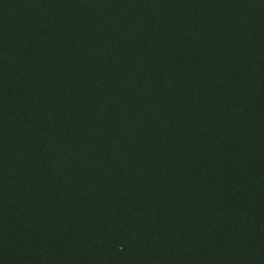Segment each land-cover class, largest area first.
I'll use <instances>...</instances> for the list:
<instances>
[{"label":"trees","instance_id":"trees-1","mask_svg":"<svg viewBox=\"0 0 264 264\" xmlns=\"http://www.w3.org/2000/svg\"><path fill=\"white\" fill-rule=\"evenodd\" d=\"M178 2L0 0V264H264L257 5L239 0L236 21L261 44L216 57L237 63L226 87L207 58L176 72L185 46L159 17ZM143 19L152 37L131 43ZM178 74L149 100L148 75Z\"/></svg>","mask_w":264,"mask_h":264},{"label":"rangeland","instance_id":"rangeland-1","mask_svg":"<svg viewBox=\"0 0 264 264\" xmlns=\"http://www.w3.org/2000/svg\"><path fill=\"white\" fill-rule=\"evenodd\" d=\"M120 1V0H118ZM252 2H256L257 5V11L254 12L255 21L256 24H259L261 35L264 42V1L263 0H251ZM224 5L228 4L233 8L234 14L231 15L227 11L222 9V6H219L215 2L211 0H206L205 3L201 6H198L196 2H189L186 3L184 0H179V2L172 7L171 15L168 16L167 19H162V17H159L160 24L162 30H168V29H176L173 37H169V44H172L175 46V50L181 52L182 47L181 45L185 46L183 49L182 55L180 56L182 59V66H175L176 72H179V69H189V65L193 64V60H196V58L202 57L207 58L210 60L212 64L217 63L216 57L222 56L226 53H232L237 52L241 49V47H248L250 44L259 46V41L255 39V36L253 38L252 34L250 32H242L239 31L240 27L237 28V15H240L241 13V7L239 4V0H222ZM117 3V1H116ZM164 9H167L170 4L163 5ZM110 8V6H109ZM131 10H134L132 6H130ZM160 10V7H159ZM135 11V10H134ZM227 12V13H226ZM77 11V15H78ZM160 13V12H159ZM238 13V14H237ZM184 14V17H183ZM134 18V17H133ZM139 19V18H137ZM146 20H140L136 23H139L140 25H135L133 33V40L131 43H136L138 39H140L143 36H147V38L152 37V33L148 32L145 27ZM244 29V28H243ZM258 29V31H259ZM217 30V36H222L226 40V44H220L217 45L216 43V37L214 38L215 31ZM209 32V33H208ZM260 32V31H259ZM256 33V35H257ZM207 35V36H205ZM216 36V35H215ZM91 44L97 43L98 36L96 35H90ZM260 38V39H261ZM216 40V41H215ZM154 42L158 43L157 38L155 37L153 39ZM122 43V41H121ZM159 43H160V37H159ZM261 44V43H260ZM264 44V43H263ZM125 46L128 47L127 43H125ZM135 46V55L134 57L127 61L126 64V71L131 70H137L139 69L140 73H138V79L141 77H145V72L148 73L149 69L151 68L150 63H148V60L146 58L145 52L141 50L140 47ZM126 50H130V48H125ZM235 59H238V61L241 59L238 58V56L234 57ZM159 60H161V55H159ZM237 62V61H233ZM232 63H229L228 65L223 64L222 66H219L218 64H214L213 70L217 73L218 76H226L227 84L226 87H229L228 82L229 75L233 72H237V63L234 65H231ZM120 72V71H119ZM115 75V78H112V84H114L119 90L123 89L125 87H129L131 84L130 79L128 80V77L123 76V74ZM191 72V69H190ZM176 80L173 79H167L165 80L161 75H159V79L155 75H148V84L149 87V100L153 102L155 99V94L157 95L158 92H160L161 87H166L168 90H178L180 92L179 85L182 83L181 79L183 78L181 75H177ZM179 81L181 82L179 84ZM147 83V82H146ZM159 86V88H155V86ZM97 87L96 85L92 87V90H95ZM154 87V88H153ZM264 88V84L261 86ZM262 88V89H263ZM184 91V90H183ZM182 91V92H183ZM153 92V93H152ZM155 93V94H154ZM135 165H139V160H135ZM133 198L130 197V199L126 198V200H123L125 204L129 203V201H132Z\"/></svg>","mask_w":264,"mask_h":264}]
</instances>
